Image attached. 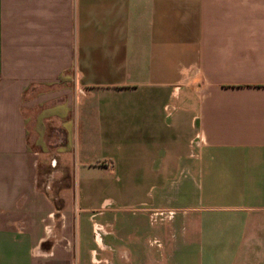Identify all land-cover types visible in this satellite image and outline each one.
Returning a JSON list of instances; mask_svg holds the SVG:
<instances>
[{"label": "crops", "instance_id": "1", "mask_svg": "<svg viewBox=\"0 0 264 264\" xmlns=\"http://www.w3.org/2000/svg\"><path fill=\"white\" fill-rule=\"evenodd\" d=\"M94 170L139 207L117 264H264V0H0V264H75L50 178Z\"/></svg>", "mask_w": 264, "mask_h": 264}, {"label": "rangeland", "instance_id": "2", "mask_svg": "<svg viewBox=\"0 0 264 264\" xmlns=\"http://www.w3.org/2000/svg\"><path fill=\"white\" fill-rule=\"evenodd\" d=\"M64 156L68 160L75 158L68 152ZM92 156H97L102 160L103 167H106L107 161L103 160L98 151L84 158ZM79 160L81 158L77 157L78 163ZM77 162L73 159V164L76 165ZM118 177L115 172L94 170L83 172L74 178H50L51 188L55 191L50 194V199L54 205L51 215L44 220V234L49 239L64 233L62 226L66 215L71 224L67 232L76 247L75 264H117L112 259V253H117L118 248L119 252L122 248H127V240L135 233L130 217L139 212V207L128 203L119 206L118 191H122V181ZM65 185L68 187L63 189ZM145 220L148 229V224L153 223L149 216ZM95 232H98L105 247L96 241ZM118 237L120 241L115 240ZM50 243L46 242L45 245Z\"/></svg>", "mask_w": 264, "mask_h": 264}, {"label": "built area", "instance_id": "3", "mask_svg": "<svg viewBox=\"0 0 264 264\" xmlns=\"http://www.w3.org/2000/svg\"><path fill=\"white\" fill-rule=\"evenodd\" d=\"M203 143V137L201 134H196L194 138L191 140V144H202ZM55 160H52L51 164H54ZM176 210L172 208H166V209H151L149 210V220L151 223H158L159 221L163 220H171L176 215ZM97 228V227H96ZM96 236V233H95ZM96 239V237H95Z\"/></svg>", "mask_w": 264, "mask_h": 264}]
</instances>
